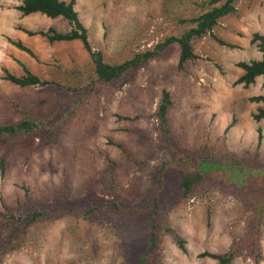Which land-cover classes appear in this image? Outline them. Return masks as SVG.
<instances>
[{
  "label": "rangeland",
  "instance_id": "1",
  "mask_svg": "<svg viewBox=\"0 0 264 264\" xmlns=\"http://www.w3.org/2000/svg\"><path fill=\"white\" fill-rule=\"evenodd\" d=\"M201 1L75 0V10L92 50L113 64L181 33L187 25L178 19L195 15ZM19 3L0 0V124L18 122L19 110L31 108L41 118L63 121V128L44 145L36 136L9 151L0 144V157H5L0 168V213L26 199L35 210L74 205L97 208L93 220L67 217L29 226L19 248L0 252V264H136L148 247L147 218L142 212L155 204L157 231L164 225L171 227L184 249L160 231L157 255L148 264H216L198 255L224 253L240 239L245 209L229 190L208 184L205 178L186 195L181 183L198 173L197 162L187 155L202 152L205 145L239 156L245 149L253 154L260 129L259 151L264 155V121L255 123L251 118L263 106L249 101L264 95L262 79L256 78L248 87L235 84L242 74L237 63L261 58L251 39L254 33L264 35V0H238L236 13L222 18L213 36L194 42L199 59L188 62L183 70L177 66L180 47L172 44L138 71L126 72L110 83H95L79 95L54 86L63 83L70 70H91L88 52L79 41L49 44L39 36L26 35L21 29L53 27L67 32L69 26L45 16L24 17L14 9ZM9 41L21 42L35 57ZM4 69L17 77L29 72L47 84L15 86L2 79ZM163 90L172 101L168 147L148 117ZM74 101L78 104L71 107ZM126 116L139 118L121 119ZM163 161L172 165L165 168L156 195L153 184ZM222 175L219 178L226 180ZM113 200L134 215L122 219L103 204ZM0 232L5 239L7 230ZM262 248L264 255V226ZM232 264L252 263L238 257Z\"/></svg>",
  "mask_w": 264,
  "mask_h": 264
},
{
  "label": "trees",
  "instance_id": "2",
  "mask_svg": "<svg viewBox=\"0 0 264 264\" xmlns=\"http://www.w3.org/2000/svg\"><path fill=\"white\" fill-rule=\"evenodd\" d=\"M237 1L202 0L198 5L199 10H196L195 15L178 19L179 24L187 25L186 28L182 29L181 33L164 37L152 48L138 51L130 59L113 64L105 62L100 51L92 50L88 42L87 30L75 10V0H20L19 5L14 7V9L19 11L24 17L36 14L45 16L51 20H62L68 24L69 30L67 32H59L53 27L38 29L36 31L21 30L30 37L39 36L49 44L72 41H79L82 44L83 48L89 54L92 69L77 68L70 70V72L66 73L68 75L67 79L63 83H57L54 86L55 89H61L66 93L71 92L79 95L89 92L91 86L95 83H110L118 80L126 72L134 73L138 71L149 61L159 58L172 44H178L180 47L177 66L179 70H183L188 62L199 59L193 51L194 42L207 35L213 36V30L218 26L220 20L227 15L236 13ZM9 42L31 57H35L31 49L21 42ZM218 42L224 45L223 41L218 40ZM251 43L256 44L261 53V58L250 62L237 63V67L242 71V74L237 78L235 84L248 87L255 83L256 78L261 77L262 89L264 91V35L254 33ZM3 71L5 72V75L2 77L3 80L21 88L35 85L44 86L47 84L46 82H41L36 75L29 72L24 76L17 77L5 69ZM249 101L257 104L261 103L263 106L251 114L252 120L255 123L264 121V95L253 96L249 98ZM74 104L77 106V101H74L73 104L71 102V107ZM70 105H68L69 110H71ZM171 106V96L168 91L163 90L155 111L148 116L155 121L156 129L161 134L162 144L165 147L169 146L171 140L169 119ZM69 110L65 113L67 117L71 114ZM19 113L20 119L18 122L0 124V144L6 146L7 151L15 144L33 136L38 137L41 140L40 144L44 145L53 140L62 131L63 125L61 124L63 121L60 122L58 119L56 121L53 117L41 118L31 108H21ZM138 118V116H126L121 119L137 120ZM231 125L225 129V132ZM257 133V146L253 154L248 149H245L243 154L239 156L231 151H217L205 145V147H201L200 149L202 152L187 155V157L192 158L191 160L197 162L198 173L193 178L184 179L181 183V188L185 195L194 183L201 182L205 178L208 184L217 183L221 188L229 190L230 193L239 199L245 209V215L241 218L244 226L241 238L234 241L224 253L215 254L205 251L198 255L199 258H209L214 260L216 264H232L238 257L249 260L252 264H261L264 260L262 248L264 226V155L260 154L259 151L262 140L261 130L257 129ZM4 162L5 157L1 156L0 168L2 170L4 168ZM170 165L172 163L163 161L156 170V178L153 184V190L156 195L161 188L165 168ZM221 174H223L222 176H227V179L223 180L219 178ZM242 177L245 179L243 182H241ZM154 202L156 203V200ZM103 204L107 205L108 208L122 219L130 218V216L134 215V211L122 207L115 200ZM156 206L155 204L154 208L142 212L147 218L148 247L137 260L136 264H148L149 261L154 260L153 257L157 255L159 249L160 238L158 234L160 231L170 235L179 248L184 249L183 240L171 227L164 225L161 230L157 231L160 225L157 223ZM95 208L97 207H93L92 205H74L49 210H35L30 199L20 202L13 209L4 207V211L0 213L2 217L0 229L2 231L7 230L8 233L6 234V238L2 239L0 232V244L2 245L0 252L5 253L15 246L19 248L25 242L28 227L35 223H51L67 217L93 220ZM98 210L100 209L98 208Z\"/></svg>",
  "mask_w": 264,
  "mask_h": 264
},
{
  "label": "crops",
  "instance_id": "3",
  "mask_svg": "<svg viewBox=\"0 0 264 264\" xmlns=\"http://www.w3.org/2000/svg\"><path fill=\"white\" fill-rule=\"evenodd\" d=\"M19 12V11H18ZM20 13V12H19ZM21 14V13H20ZM36 15V14H35ZM33 16V15H32ZM41 16V15H40ZM47 18V17H46ZM49 19V18H48ZM51 20V19H50Z\"/></svg>",
  "mask_w": 264,
  "mask_h": 264
}]
</instances>
